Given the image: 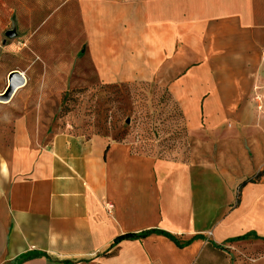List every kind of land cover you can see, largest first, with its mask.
I'll use <instances>...</instances> for the list:
<instances>
[{
  "label": "crops",
  "instance_id": "crops-1",
  "mask_svg": "<svg viewBox=\"0 0 264 264\" xmlns=\"http://www.w3.org/2000/svg\"><path fill=\"white\" fill-rule=\"evenodd\" d=\"M67 29L78 35L66 54L86 45L102 80L168 82L192 130L240 119L264 70V0H0L2 63L5 36L58 54ZM17 93L14 109L31 91ZM148 230L163 233L113 243ZM253 244L264 245L263 180L98 137L57 134L41 157L0 147V264H241Z\"/></svg>",
  "mask_w": 264,
  "mask_h": 264
},
{
  "label": "rangeland",
  "instance_id": "rangeland-1",
  "mask_svg": "<svg viewBox=\"0 0 264 264\" xmlns=\"http://www.w3.org/2000/svg\"><path fill=\"white\" fill-rule=\"evenodd\" d=\"M72 9L76 14L77 7ZM54 33L58 36L57 31L51 32L52 38ZM27 35L4 37L9 57L4 65L0 56V93L7 86L8 71L21 69L31 94L24 95L22 108L9 104L21 98L16 93L25 86L9 102L0 101V147L41 157L57 134L81 140L98 137L128 144L134 153L159 160L208 165L247 181H264V70L240 105V119L218 128L192 130L168 82L160 76L152 81H104L87 56L86 45L66 54L78 31L66 30V49L58 54L48 51V39L33 42ZM51 40L55 42L50 46L61 45L59 39ZM23 52H29V57ZM29 113L33 118H27ZM252 246H241L235 260L241 264L264 260V245Z\"/></svg>",
  "mask_w": 264,
  "mask_h": 264
},
{
  "label": "water",
  "instance_id": "water-1",
  "mask_svg": "<svg viewBox=\"0 0 264 264\" xmlns=\"http://www.w3.org/2000/svg\"><path fill=\"white\" fill-rule=\"evenodd\" d=\"M26 76L18 70L11 71L8 74V83L5 90L0 93V101L9 102L16 91L25 86Z\"/></svg>",
  "mask_w": 264,
  "mask_h": 264
},
{
  "label": "trees",
  "instance_id": "trees-1",
  "mask_svg": "<svg viewBox=\"0 0 264 264\" xmlns=\"http://www.w3.org/2000/svg\"><path fill=\"white\" fill-rule=\"evenodd\" d=\"M154 232H159V233H163L162 231H158V230H148V231H145V232H142V233H140V234H129V235H123V236H119V237H117L115 240H114V242L113 243H117V242H119V241H121V240H123V239H125V238H129V237H132V238H134V237H143V236H146V235H149L150 233H154ZM166 234V233H165ZM248 237V234H245V235H243V236H240V237H237V238H235V239H233V240H240V239H245V238H247ZM28 256H30V254H24V255H21V256H19L16 260H15V262H14V264H20L23 260H25Z\"/></svg>",
  "mask_w": 264,
  "mask_h": 264
},
{
  "label": "bare ground",
  "instance_id": "bare-ground-1",
  "mask_svg": "<svg viewBox=\"0 0 264 264\" xmlns=\"http://www.w3.org/2000/svg\"><path fill=\"white\" fill-rule=\"evenodd\" d=\"M227 88H228V87H227ZM227 90H229V89H225V93H226V94H228V92H229V91H227Z\"/></svg>",
  "mask_w": 264,
  "mask_h": 264
}]
</instances>
